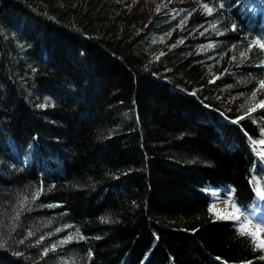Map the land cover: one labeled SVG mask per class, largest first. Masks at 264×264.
<instances>
[{"label": "trees", "instance_id": "trees-1", "mask_svg": "<svg viewBox=\"0 0 264 264\" xmlns=\"http://www.w3.org/2000/svg\"><path fill=\"white\" fill-rule=\"evenodd\" d=\"M141 1L0 0V203L18 188L29 200L4 219L18 227L11 264H264L207 190L231 184L241 207L264 190V108L251 111L264 14L187 0L156 15ZM32 197L47 218L32 219ZM63 238L61 262L28 258Z\"/></svg>", "mask_w": 264, "mask_h": 264}, {"label": "bare ground", "instance_id": "bare-ground-1", "mask_svg": "<svg viewBox=\"0 0 264 264\" xmlns=\"http://www.w3.org/2000/svg\"><path fill=\"white\" fill-rule=\"evenodd\" d=\"M8 149L9 150H14L12 148H8ZM21 149H24V148L21 147ZM9 154H10L9 155L10 158L13 157L14 158V161H18V160H21V157L19 155H24V152L23 151H14L13 154H11V153H9ZM256 173H257V170H252L250 176L255 175ZM21 190H22V188H18V190H16L15 192H13V195L14 196H13L12 199H13L14 202L10 201L8 203H0V211L1 210H5L6 208H8L9 209V215H10L9 216L8 214H3V222L4 223L3 222H0V239L2 241L4 240V242H3L4 245L0 247V264H11V261H9L7 259V257H6V255H11L9 253L10 251H8L10 244L8 245V243H6V238H4L5 235H8L7 234L8 231L6 230V228L9 229L10 231H13L14 227L16 226L15 228L18 229L17 225H15V226L10 225V223L8 222V220H10V219H7V220H4V219L11 218L12 216L15 217L17 215H20V213H18L19 212V210H18V204H21L23 201H25V202L28 203V201H29V200L28 201L27 200H24V198H23L24 196H22L23 194L21 195ZM25 193L31 194L29 189H26ZM37 199H38L37 197L36 198L35 197H32V199H30V200L33 203L32 204V208L35 210L33 212V216H32L33 218L32 219L34 221H37L38 222V216H42V218H44V217L47 218V216H46V213L45 212L42 213V214L41 213H38V210L43 206L42 203L45 204L46 202H44V201L41 200L38 205H35V201ZM25 202H24V204H25ZM59 204H60V202L56 201V202L53 203V206H52V203L48 204L49 206L48 205L47 206L50 208V206L56 207V206H59ZM34 206H38L39 209H35ZM7 215H8V217H7ZM23 218H25V217H23ZM40 223L44 225L45 224V221L44 220H41ZM59 236H63V235L60 234V235H58V237ZM14 237L16 238V241L19 242L20 246L21 245H24L27 242V240L29 239L28 237L24 236L21 233V231H18V233L16 232L14 234ZM84 239H86V238H84ZM52 240H55V238H52V237L50 238L49 237V238L42 239L41 240V243H40L41 244L40 246L45 245L46 243H48L49 241L51 242ZM53 243H54L53 251H51L50 253L47 250L44 251L43 249H40V251H39V249L35 247L33 249H30L31 251L29 252L30 255H28V258L33 261V260H37V257H38L39 258L38 260H43V262H47V261H49L50 258H52V260H59L61 262V260L63 259L62 258L63 257L62 256L63 253H62L61 250L72 246L73 243L70 240L69 241H65V238H63V240H61L60 242L53 241ZM14 254L17 255V253H14ZM14 254H13V256H14ZM26 257H27V255H26ZM42 258H44L45 260L42 259ZM81 262L82 261L80 259H77L76 258L73 261H71V264H81Z\"/></svg>", "mask_w": 264, "mask_h": 264}, {"label": "rangeland", "instance_id": "rangeland-1", "mask_svg": "<svg viewBox=\"0 0 264 264\" xmlns=\"http://www.w3.org/2000/svg\"><path fill=\"white\" fill-rule=\"evenodd\" d=\"M186 1L187 0H142L141 1L142 3L141 2H139L140 4L136 3L135 9L137 10V8H138L139 12H146L148 10H151V11L153 10V11H155L156 15L159 14L160 12H162L161 13L162 15H164L165 13H167L168 15H170V14L172 15L174 12L173 8H172L173 5H178V4L183 5V3H185ZM158 6H159V10H157ZM176 15H177V18L179 20H182V18H180V13L176 14ZM0 132H1V129H0ZM8 163H10V162H8ZM3 178H5L6 180L9 179L7 176H3ZM8 186H9V184L7 185V187ZM7 187L5 186L2 188L5 189ZM218 201L219 202L213 203V205H212V210H214L217 215L224 216V217H229V216L234 217L236 215H239V212H237V209L229 208L228 201L226 199H221ZM253 208H255V207H253ZM250 229H253V228L250 226ZM263 239H264V232H263Z\"/></svg>", "mask_w": 264, "mask_h": 264}, {"label": "snow or ice", "instance_id": "snow-or-ice-1", "mask_svg": "<svg viewBox=\"0 0 264 264\" xmlns=\"http://www.w3.org/2000/svg\"><path fill=\"white\" fill-rule=\"evenodd\" d=\"M220 8L224 7V4L221 3L219 5ZM204 10L206 11L207 14L211 15L214 11V9L212 7H209L208 4H204L203 5ZM157 10H159V6L157 8ZM232 30H236V26L233 25V29ZM252 45L253 46H258L261 49H264V42L261 41V39H254L252 41ZM243 55V54H242ZM260 89H264V80L260 81ZM259 90V89H258ZM194 94V93H193ZM256 97V93L253 92L252 93V98L253 100H255ZM260 107V108H264V101H259L258 104L254 105L251 109L252 112L256 111V108ZM241 119H243V117H241ZM259 143L264 144V140H261ZM260 198L264 199V192L260 193ZM239 210L237 209V212ZM243 216V219H241V217ZM226 218H232L235 219L237 221H240V225H241V235H249L252 238V241L254 243V245L260 249H264V240L259 239L258 237V233L261 231V225H257L256 226V231L252 232V231H246L247 227L249 224H251V220L248 219L247 215L244 214H240V215H236V216H229ZM22 242V241H21ZM0 246H3L2 244H0ZM264 258V257H262Z\"/></svg>", "mask_w": 264, "mask_h": 264}]
</instances>
